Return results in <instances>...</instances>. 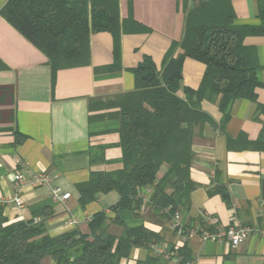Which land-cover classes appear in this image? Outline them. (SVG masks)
Returning <instances> with one entry per match:
<instances>
[{
    "label": "crops",
    "instance_id": "0c3cea01",
    "mask_svg": "<svg viewBox=\"0 0 264 264\" xmlns=\"http://www.w3.org/2000/svg\"><path fill=\"white\" fill-rule=\"evenodd\" d=\"M116 1L121 25L117 41L108 32L90 34L88 64L60 69L54 75L46 56L0 16V200L14 196L21 200L19 206L0 205L7 223L42 221L50 237L77 231L91 239L89 221L104 212L110 218L107 231L118 238L123 233L122 227L111 222L115 215L109 210L119 195L115 191L98 194L82 206L77 186L92 173L122 169L117 104L135 90L131 70L149 57L161 71L172 44L183 37L187 12L208 0ZM229 2L234 25H261L258 6H264V0ZM4 4L0 0V10ZM130 28L136 30L129 32ZM243 46L255 50L259 64L256 77L261 88L255 91L256 101H232L223 124L220 96L210 90L204 93L200 108L209 121L195 129L190 181L176 201L184 223H203L209 216L222 228L241 226L259 233L236 248L225 241L193 237L186 243L193 264H264V32L245 37ZM178 52L176 48L173 56ZM204 70L203 64L184 60L180 97L184 88L198 89ZM166 170L165 165L160 167L157 181ZM40 172L50 175L48 185L24 186L21 191L14 186L15 174L30 177ZM218 187L228 195L227 202L214 193ZM53 189L69 193L70 198L54 202ZM45 208L49 216L34 217ZM119 215L126 227L142 225L161 236L157 245L181 246L169 228L170 220L147 202L137 218L130 212ZM149 256L157 255L134 248L117 264H137ZM40 264L56 262L45 258ZM168 264H180V260Z\"/></svg>",
    "mask_w": 264,
    "mask_h": 264
},
{
    "label": "trees",
    "instance_id": "16d2710c",
    "mask_svg": "<svg viewBox=\"0 0 264 264\" xmlns=\"http://www.w3.org/2000/svg\"><path fill=\"white\" fill-rule=\"evenodd\" d=\"M3 1L1 18L46 56L53 75L60 69L88 64L90 34L108 32L115 41L119 36L116 0ZM230 7L229 0H208L190 9L183 37L172 44L162 70L157 71L149 57L131 70L135 90L124 94L117 104L122 169L92 173L76 189L82 206L94 201L98 194L115 191L119 195L109 209L115 215L111 222L123 229L119 238L107 231L110 218L104 212L90 219L88 239L77 231L50 237L42 221L7 223L0 210V264H40L45 258L56 264H117L134 248L151 250V245L162 241L161 236L142 225L126 227L119 214L130 212L139 217L144 203L140 194L150 189L147 203L170 220L178 208L177 196L190 181L195 129L209 121L200 108L204 93L210 90L220 96L218 107L224 124L232 101H256L255 91L261 88L256 77L259 64L255 50L245 48L243 40L264 32V6H258V27L234 25ZM128 23L134 25L132 21ZM176 48L180 53L173 56ZM186 58L203 64L205 70L198 89L184 88V97H180ZM163 165L166 173L157 181L156 172ZM214 193L228 201L223 188L214 189ZM41 216H49V210L34 213L36 218ZM196 226L204 228V223L189 220L185 225ZM178 255L180 264L193 262L186 244L178 248ZM168 263L159 256H149L137 264Z\"/></svg>",
    "mask_w": 264,
    "mask_h": 264
},
{
    "label": "built area",
    "instance_id": "2783aa9c",
    "mask_svg": "<svg viewBox=\"0 0 264 264\" xmlns=\"http://www.w3.org/2000/svg\"><path fill=\"white\" fill-rule=\"evenodd\" d=\"M50 175L47 172H40L31 175L30 177L24 176L23 174H15L13 176L14 186L18 191H21L24 186L28 187H39L43 185H48L50 183ZM152 194L150 189H144L141 192V197L144 202H148ZM70 198L69 193L61 194L58 189H53L51 191V199L54 202L63 203ZM13 204L21 205V200L19 196H14L8 199H1L0 205ZM75 222H70L74 224ZM204 228H199L198 226L193 228H186V223L183 222L182 216L179 212H174L170 218V230L177 237L178 242L181 246L186 244L191 238L197 237L201 241H214V242H228L232 248L238 247L240 244L244 243L246 239L251 234H258L259 232L254 228L241 227V226H229L222 228L218 225V221L209 216L204 219ZM264 236V234H263ZM180 246V247H181ZM178 246L167 247L165 245L159 246L157 244L151 245L150 249L160 258L165 261H174L175 259L180 260L178 255ZM187 264H193L187 263Z\"/></svg>",
    "mask_w": 264,
    "mask_h": 264
}]
</instances>
